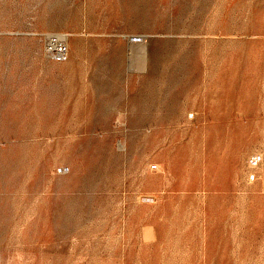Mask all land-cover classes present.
<instances>
[{"label": "rangeland", "instance_id": "obj_1", "mask_svg": "<svg viewBox=\"0 0 264 264\" xmlns=\"http://www.w3.org/2000/svg\"><path fill=\"white\" fill-rule=\"evenodd\" d=\"M0 264H264V0H0Z\"/></svg>", "mask_w": 264, "mask_h": 264}, {"label": "built area", "instance_id": "obj_2", "mask_svg": "<svg viewBox=\"0 0 264 264\" xmlns=\"http://www.w3.org/2000/svg\"><path fill=\"white\" fill-rule=\"evenodd\" d=\"M47 55L56 62H66L70 56L68 37L60 34H48L44 38Z\"/></svg>", "mask_w": 264, "mask_h": 264}, {"label": "bare ground", "instance_id": "obj_3", "mask_svg": "<svg viewBox=\"0 0 264 264\" xmlns=\"http://www.w3.org/2000/svg\"><path fill=\"white\" fill-rule=\"evenodd\" d=\"M65 35V34H64ZM67 36V35H66Z\"/></svg>", "mask_w": 264, "mask_h": 264}]
</instances>
